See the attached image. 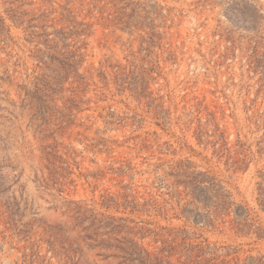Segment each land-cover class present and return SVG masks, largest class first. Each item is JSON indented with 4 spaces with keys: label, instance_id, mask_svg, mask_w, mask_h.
<instances>
[{
    "label": "rangeland",
    "instance_id": "obj_1",
    "mask_svg": "<svg viewBox=\"0 0 264 264\" xmlns=\"http://www.w3.org/2000/svg\"><path fill=\"white\" fill-rule=\"evenodd\" d=\"M126 238L264 264V0H0V264Z\"/></svg>",
    "mask_w": 264,
    "mask_h": 264
},
{
    "label": "trees",
    "instance_id": "obj_2",
    "mask_svg": "<svg viewBox=\"0 0 264 264\" xmlns=\"http://www.w3.org/2000/svg\"><path fill=\"white\" fill-rule=\"evenodd\" d=\"M116 249H118L120 253L117 256H100L104 260L109 257H113L114 259H117L116 264H174L167 257L148 252L140 247L135 241L128 238L124 239V242H122V247H116ZM198 250V253L202 252L201 248H198Z\"/></svg>",
    "mask_w": 264,
    "mask_h": 264
}]
</instances>
